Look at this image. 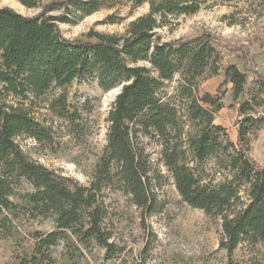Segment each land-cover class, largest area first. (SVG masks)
I'll list each match as a JSON object with an SVG mask.
<instances>
[{"label":"trees","instance_id":"16d2710c","mask_svg":"<svg viewBox=\"0 0 264 264\" xmlns=\"http://www.w3.org/2000/svg\"><path fill=\"white\" fill-rule=\"evenodd\" d=\"M16 1L39 13L0 8V232L7 233L22 216L50 218L55 225L49 233L34 232L31 254L16 264H52L50 249L73 239L82 245L92 241L111 254L114 245L97 203L103 187L123 191L145 214L159 212L155 188L162 176L142 138L159 145L160 161L182 201L220 220L221 249L232 254L243 242L264 243V168L250 157V135L264 128V77L255 75L248 83L246 73L229 62L240 51L211 32L165 42L156 32L169 17L197 13L204 0H126L149 9L123 35L90 31L74 40L62 36L58 23L75 24L109 0ZM220 73L231 85L230 106L236 107L235 141L214 124L224 108L221 98L199 89L201 80ZM85 79L96 80L102 92L121 87L88 187L30 159L16 142L18 137L52 141L51 129L23 103L56 89L62 92L49 108L76 133L81 115L67 109L63 90ZM209 160L219 180L207 175ZM22 183L30 190L17 193Z\"/></svg>","mask_w":264,"mask_h":264},{"label":"rangeland","instance_id":"374dc122","mask_svg":"<svg viewBox=\"0 0 264 264\" xmlns=\"http://www.w3.org/2000/svg\"><path fill=\"white\" fill-rule=\"evenodd\" d=\"M107 5L77 19L75 24L59 22L62 36L74 40L85 38L90 31L123 35L128 24L149 9L147 3L134 7L126 0H109ZM1 7H10L25 16L39 13V9L26 8L16 0H0ZM205 31L240 51L229 62L246 73L248 83L255 75L264 77V0H204L197 13L169 17L165 26L156 30L163 42ZM223 81L221 73L204 78L199 89L221 98L224 108L217 113L214 124L224 127L229 139L235 141L237 112L236 107L230 106L231 85ZM119 88L102 92L96 80L85 79L76 80L63 90L67 109L81 115L76 133L49 108L50 101L62 90L23 103L37 122L51 129L52 141L40 144L28 137H18L16 142L30 159L58 176L88 187L106 144L107 116ZM142 141L153 169L162 176L161 186L155 188L161 210L145 214L123 191L113 186L103 187L97 203L104 213L102 227L114 245L113 252L107 254L92 241L82 245L73 239L69 246L59 242L50 249L52 264H264V243L243 242L232 254L219 247L220 220L182 201L160 161L159 145L150 138ZM250 157L264 168V128L250 135ZM205 169L209 177L220 179L212 160L205 163ZM27 190L30 187L22 183L17 193ZM8 227L7 233L0 232V264H16L30 255L34 232L46 234L55 229L50 218L28 216L12 221Z\"/></svg>","mask_w":264,"mask_h":264},{"label":"water","instance_id":"95a60500","mask_svg":"<svg viewBox=\"0 0 264 264\" xmlns=\"http://www.w3.org/2000/svg\"><path fill=\"white\" fill-rule=\"evenodd\" d=\"M120 89H121V87L119 88V91H120ZM119 91H118V93H119Z\"/></svg>","mask_w":264,"mask_h":264},{"label":"bare ground","instance_id":"6f19581e","mask_svg":"<svg viewBox=\"0 0 264 264\" xmlns=\"http://www.w3.org/2000/svg\"><path fill=\"white\" fill-rule=\"evenodd\" d=\"M116 90V89H115ZM112 92V91H111Z\"/></svg>","mask_w":264,"mask_h":264}]
</instances>
